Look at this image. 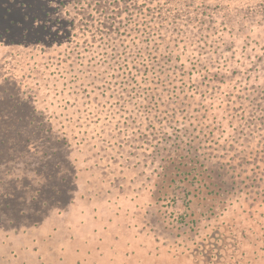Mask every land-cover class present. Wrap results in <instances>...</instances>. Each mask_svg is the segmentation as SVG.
Segmentation results:
<instances>
[{
	"label": "rangeland",
	"instance_id": "obj_1",
	"mask_svg": "<svg viewBox=\"0 0 264 264\" xmlns=\"http://www.w3.org/2000/svg\"><path fill=\"white\" fill-rule=\"evenodd\" d=\"M89 7L0 0V264H216L225 227L238 233L249 214L264 213L247 193L264 190L251 180L264 172L243 163L235 177L217 175L207 162L192 170L150 153L131 162L126 152L78 144L70 133L69 147L45 141L12 115L9 98L37 91L65 119L56 60L70 41L84 47L81 32L100 16V7ZM168 8L191 32L203 18L197 10L212 11L215 26L240 36L235 55H262L255 42L264 40V0H179ZM36 108L42 110L38 99ZM238 246V253L249 248Z\"/></svg>",
	"mask_w": 264,
	"mask_h": 264
},
{
	"label": "trees",
	"instance_id": "obj_2",
	"mask_svg": "<svg viewBox=\"0 0 264 264\" xmlns=\"http://www.w3.org/2000/svg\"><path fill=\"white\" fill-rule=\"evenodd\" d=\"M178 1L127 0L108 14L101 10L80 34L88 36L84 47L70 41L56 60L62 65L56 77L65 83L56 93L58 102L65 100L59 105L65 119L37 91L19 101L8 97L12 115L45 141L69 147L70 133L78 144L126 152L131 162L150 153L154 160H188L192 169L207 162L217 175L243 163L263 173L264 40L255 42L261 56L235 55L240 36L215 26L212 11L202 9L201 21H193L197 29L187 30L188 21L177 20L168 8ZM251 180L261 185L264 175ZM254 189L247 192L252 207L263 206L264 190ZM246 220L238 233L232 234L233 224L225 227L216 264H256L258 258L264 264V233L257 231L264 230V213ZM242 242L249 248L238 253Z\"/></svg>",
	"mask_w": 264,
	"mask_h": 264
},
{
	"label": "flooded vegetation",
	"instance_id": "obj_3",
	"mask_svg": "<svg viewBox=\"0 0 264 264\" xmlns=\"http://www.w3.org/2000/svg\"><path fill=\"white\" fill-rule=\"evenodd\" d=\"M121 1V0H120ZM123 1H127V0H122L120 3H117L116 1L114 2V0H67V3H72V4H84V5H86L87 7H89V9L91 10V11H93V9H94V6H96V7H100V11L101 10H103V12H101L102 14H108V13H110V12H108L113 6H118V4L119 5H121L122 3H123ZM79 15V14H78ZM188 163V160H184V159H182V160H179V159H177V160H175V162L174 163H178V165H182V163H183V165L185 164H187ZM191 165V164H190ZM194 166L193 165H191V168H193ZM198 167H200L199 165H196V168H198ZM192 170H194V169H192Z\"/></svg>",
	"mask_w": 264,
	"mask_h": 264
}]
</instances>
